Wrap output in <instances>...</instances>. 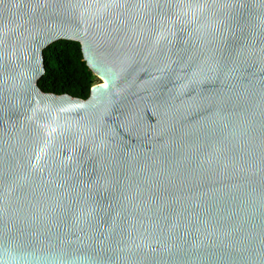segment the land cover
<instances>
[{"label": "water", "instance_id": "95a60500", "mask_svg": "<svg viewBox=\"0 0 264 264\" xmlns=\"http://www.w3.org/2000/svg\"><path fill=\"white\" fill-rule=\"evenodd\" d=\"M0 264H264V0H0Z\"/></svg>", "mask_w": 264, "mask_h": 264}, {"label": "trees", "instance_id": "16d2710c", "mask_svg": "<svg viewBox=\"0 0 264 264\" xmlns=\"http://www.w3.org/2000/svg\"><path fill=\"white\" fill-rule=\"evenodd\" d=\"M46 75L39 82L45 94L87 100L98 78L85 61L80 43L61 41L45 53Z\"/></svg>", "mask_w": 264, "mask_h": 264}, {"label": "rangeland", "instance_id": "374dc122", "mask_svg": "<svg viewBox=\"0 0 264 264\" xmlns=\"http://www.w3.org/2000/svg\"><path fill=\"white\" fill-rule=\"evenodd\" d=\"M98 78V82H97V84L99 83V84H104L105 83V81L102 79V78H99V77H97Z\"/></svg>", "mask_w": 264, "mask_h": 264}, {"label": "bare ground", "instance_id": "6f19581e", "mask_svg": "<svg viewBox=\"0 0 264 264\" xmlns=\"http://www.w3.org/2000/svg\"><path fill=\"white\" fill-rule=\"evenodd\" d=\"M105 81V80H104ZM104 86L106 85V81H105V83L103 84Z\"/></svg>", "mask_w": 264, "mask_h": 264}]
</instances>
